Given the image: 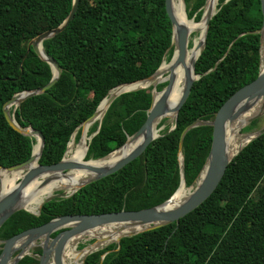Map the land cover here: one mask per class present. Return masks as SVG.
Instances as JSON below:
<instances>
[{"label": "trees", "instance_id": "16d2710c", "mask_svg": "<svg viewBox=\"0 0 264 264\" xmlns=\"http://www.w3.org/2000/svg\"><path fill=\"white\" fill-rule=\"evenodd\" d=\"M203 4L205 0H194L188 17L200 20ZM71 6L72 0H0V166L26 160L36 142L8 125L3 104L52 77L50 65L31 46L27 50V44L59 25ZM215 8L194 64L199 77L178 111L174 128L159 131V137L119 170L82 185L69 197L44 202L38 215L16 211L1 225L0 239L59 215L138 210L170 197L180 181L177 152L182 129L195 119L212 120L221 104L260 70V1L217 0ZM171 35L165 0H79L67 27L41 43L60 65V77L43 93L9 108L19 125L43 134L38 163L62 158L71 134L76 131L74 138L79 139L81 123L111 88L146 78L163 58L168 61ZM151 88L123 92L109 104L101 121L88 129L87 135L97 131L82 160L105 156L142 125ZM256 123L244 128L253 129ZM211 131L210 125L202 124L184 135L186 185L205 163ZM34 252L39 254L40 248ZM17 264H38V257L26 254ZM83 264H264V132L241 148L214 191L177 226L173 222L123 236L118 243L86 254Z\"/></svg>", "mask_w": 264, "mask_h": 264}, {"label": "water", "instance_id": "95a60500", "mask_svg": "<svg viewBox=\"0 0 264 264\" xmlns=\"http://www.w3.org/2000/svg\"><path fill=\"white\" fill-rule=\"evenodd\" d=\"M225 1L227 0H224V2ZM259 1L262 12V24L260 29L258 30L259 40H260V46H259L260 70L256 78L246 83L245 85L241 86L236 91H234L221 104V106L214 114L212 120L195 119L189 124H187L180 132L179 140H178V152H177L179 174H180V181L178 187L180 186L181 183L185 184L183 155H182V141L185 133L189 129L202 124L210 125L212 127L211 143L208 154L205 158V163L201 171L199 172L198 176L196 177L195 185L187 187L188 189L187 197L177 205L172 206L170 208H166L172 196L178 189L177 187L176 190L170 195V197L164 200L162 203L147 208H142L138 210H119V211H111V212H103V213L65 214V215L56 216L45 223L22 230L12 235L9 238L0 239V264H17L18 261L24 255L30 254V252L27 250L31 246L33 247L38 246L40 248V253L36 256L38 257V264H65L63 255H64L66 242L73 236L84 234L89 230H93L101 226L113 225L115 226L116 231H124L127 228L136 227V226L140 227L137 230L127 231L117 235L114 239L108 242L109 244L112 242L118 243L120 238L123 236L133 235L138 232L147 229L157 228L169 223L174 222L175 225L177 226L180 218H182L190 211H192L194 208H196L198 205H200L214 191V189L217 187L220 180L222 179L226 167L229 164V162L232 160V158L249 141H251L253 138L261 135L264 132V123H263L261 127H259L258 129L247 135L248 138L235 152L230 153V151L226 147V142H225L226 124L231 123L233 120H235L239 114L245 111L249 107V105L254 102V100L256 101V100L264 99V68H262V53H263V43H264V37H263L264 0H259ZM206 2L207 0H205V5ZM78 4H79V0H72V6L69 13L59 25L39 33L38 35L30 39V41L27 44V50L31 46L33 51L37 54V56L44 59L50 65V69L52 72L51 79L41 87L15 93L2 106V112L8 125L20 134L33 136L35 138V141L39 144V146H38V154L36 158H34L31 151V155L26 160L20 163L8 167L0 166V171L2 169L8 171L24 170L23 175L18 178V181L15 183V186L3 195L1 194V182H0V227L16 211L23 209L33 215H38L40 212L41 205L44 202L49 201L53 198L69 197L82 185L100 179L102 177H105L119 170L125 164L138 157L152 140L156 139L161 135L159 131L162 130L163 128L162 125L159 126L158 128L156 126L162 120L163 117H166V114L168 112H172L171 118L173 119V123L176 121L178 111L182 106V104L185 102L186 98L188 97L193 81L199 77L198 74L194 72L195 60L197 59V57L199 56V54L203 49L209 20L216 12V8L213 10L211 8H206L205 5L201 18L199 20V22H202L203 27L202 29H200L198 43L196 46L198 48V54L192 64L191 67L192 72L186 70L183 89L174 107L171 110H169L167 106V99L173 85V75H170L169 79L167 80V82L165 83V85L162 87L161 90H157L156 88V85L158 83L154 82L151 84L152 87L151 102L149 108L146 111V118L142 123V125L131 135H128L124 143L119 147H117L116 149L110 151L103 157L96 159H87L86 161L93 162L106 158L112 152L118 151L121 148H123L126 144L133 143V145L126 153H124L122 156H119L109 164L92 165L87 163L76 162L73 160H66L64 158L65 151L62 158L58 162L52 164L38 163V158L40 157L44 143L43 134L39 130L33 129L30 126L19 125L13 117V112L9 111V108L13 107L14 109L15 106H17L24 99L43 93L45 90L50 88L60 77L61 75L60 65L53 57H51L42 48L41 43L44 39L50 38L60 33L62 30H64L67 27V25L69 24V22L71 21L77 10ZM165 12L170 20L171 28H172L171 44L173 45V51L170 59L168 60L170 63V69L172 70L176 64L184 62V58L186 56L188 49L190 32L188 28L183 23H180L179 20L177 19L176 14L172 8L171 0H165ZM187 19L193 21L192 18L190 19L187 18ZM164 60L165 58L162 59L158 68L148 77L129 83H122L111 88L107 92V95L104 96L102 100L99 102L97 108L92 113V115L81 123V134L77 141V144L80 143L84 138L85 125L89 123L97 115L98 108L103 102L105 104V108H104L105 111L109 106V104L119 94L140 88H146V86H138L116 93L112 92L113 89H116L124 84H130L137 81H146L153 79L156 76ZM103 113L101 117L97 119L98 122L101 121V118L103 117ZM261 115H264V101L262 102L261 106L258 108L257 111H255L252 115H250L245 119V121L240 125V127L242 125H246L247 123H250L253 119ZM173 128L174 125H172V127L169 128V130ZM96 131L86 136V140L84 141L85 155L88 149V141L96 133ZM75 132L76 131H74L71 134L70 140H74ZM35 159H36L35 165L32 166L31 163ZM75 168H85L88 171H90L91 174L88 178L82 181L77 186V188L74 189L72 192L64 193L63 191H61L59 193H54L52 195H49L40 201L36 210H32L21 205L22 190L30 183H32L34 180L42 177V175L47 174L49 172L66 173L69 172L71 169H75ZM202 172L203 175L201 176ZM50 179H51L50 175L42 178L40 185L46 184ZM56 231L57 233L54 236H51L52 233ZM95 242L96 239L93 243ZM83 248L79 249L78 251H82ZM97 249L99 248L91 249L86 254L96 251ZM105 254L106 252H104L101 255V257H103ZM81 263L83 264V259L81 260Z\"/></svg>", "mask_w": 264, "mask_h": 264}, {"label": "bare ground", "instance_id": "6f19581e", "mask_svg": "<svg viewBox=\"0 0 264 264\" xmlns=\"http://www.w3.org/2000/svg\"><path fill=\"white\" fill-rule=\"evenodd\" d=\"M217 0H207L206 2V8L214 9L215 2ZM173 11L176 14L177 19L180 23H183L189 30V32H192L193 30L202 29L203 24L202 22L190 21L186 17V12L184 9V5L182 0H171ZM263 37H264V30H263ZM198 43V38L193 39V44L191 47H188L186 56L184 58L183 63H178L174 66V68L170 69V63L169 61L164 60L162 65L160 66L156 76L151 80L146 81H137L130 84H124L119 86L116 89H113L112 92H120L126 89H131L138 86H150L152 83H160V82H167L170 75H173V85L171 92L167 99V106L168 109L171 110L175 103L178 101L182 89L183 84L186 76V70H189L192 72V64L198 54V48L196 47ZM264 44V43H263ZM263 53H264V45H263ZM262 53V54H263ZM175 54V53H174ZM174 57V55H173ZM262 68H264V55H262ZM192 75V73H191ZM157 96V94H156ZM264 99L260 100H254L252 104L249 105V107L243 111L241 114L237 116L235 120H233L231 123H227L225 126V142L226 147L230 151V153L235 152L248 138V136L245 139L238 140L237 133L240 128V125L245 121L247 117L252 115L255 111L258 110V108L261 106ZM256 106V110L253 112L254 107ZM105 104L104 102L99 106L97 115L85 125L84 127V138L82 141L76 145H74V140H70L69 143L66 146L64 158L66 160H73L80 163H87L92 165H99V164H109L112 161H114L119 156H122L124 153H126L130 147L133 145L126 144L123 148H121L118 151L112 152L110 155H108L106 158L100 159L98 161H86L82 160L80 156L85 152V149H83L84 141L86 140L87 132L89 127L92 125L94 121L99 119L104 111ZM172 112H168L166 114L167 117H171ZM236 136V137H235ZM38 146L39 144L35 142L32 146V154L34 158H36L38 154ZM36 159L31 163V165H35ZM24 173V170H14V171H8L5 169H2L0 171V182H1V194H5L7 191H9L11 188L15 186V183L18 181V178L21 177ZM90 171H88L85 168H75L71 169L69 172L63 173V172H49L47 174L42 175V177L34 180L32 183H30L28 186H26L22 192H21V205L24 207H27L32 210H36L40 201L49 196L52 195L56 190H62L64 193H70L74 189L77 188V186L84 181L86 178L90 176ZM51 179L44 185H40L41 179L44 177L49 176ZM203 175V172L201 173V176ZM200 180V178H199ZM198 180V181H199ZM188 195V189L185 186V184L181 183L174 195L172 196L171 200L169 201L166 208H170L172 206L177 205L180 203L183 199H185ZM140 227H131L127 228L124 231H116L115 226L108 225L102 228L89 230L88 232L80 235H76L71 237L65 244V250H64V263L68 262L69 264H81V260L86 255V253L91 249H96L99 247L105 246L109 241L114 239L117 235L131 231V230H137ZM88 240L91 238H96V242L89 244L83 248L82 251L76 250V245L79 241V239ZM33 248V246L29 247L27 251H30Z\"/></svg>", "mask_w": 264, "mask_h": 264}, {"label": "rangeland", "instance_id": "374dc122", "mask_svg": "<svg viewBox=\"0 0 264 264\" xmlns=\"http://www.w3.org/2000/svg\"><path fill=\"white\" fill-rule=\"evenodd\" d=\"M217 3V1L215 2V4ZM193 4H194V0H189V2H185V0H183V5H184V9H185V12H186V16H187V18H189L188 17V15H187V13L188 12H190L191 10H192V6H193ZM205 4H203V6H202V9H204V6ZM215 6V5H214ZM192 19H193V21H195V23H197V22H199V20L198 21H196L195 19H194V16H192L191 17ZM190 19V18H189ZM199 34H200V29H198V28H196V30H193L192 32H190V35H189V44H188V47H191L192 46V44H193V39L194 38H199ZM264 45V44H263ZM262 55H264V53L262 54ZM166 60V59H165ZM167 61V60H166ZM165 82H160V83H158L157 85H156V88H157V90H161V89H158V85H162V84H164ZM151 86V85H150ZM149 87V86H148ZM257 108H256V106L254 107V109H253V112L256 110ZM105 112V111H104ZM104 114V113H103ZM255 120H257V123H256V127L255 128H251V129H248L247 130V128H244L246 125H250L253 121H255ZM162 122V124H160L159 126H161L162 125V129H164L165 127H169V128H171L172 127V124H173V119L171 118V117H163L162 118V120H161ZM160 123V122H159ZM158 123V124H159ZM263 123H264V115H261V116H259V117H257V118H255V119H253L250 123H247L246 125H242L240 128H239V130H238V133H237V138H238V140H241V139H245L246 137H247V135L248 134H250V133H252L253 131H255L256 129H258L259 127H261L262 125H263ZM157 124V125H158ZM159 126H156L157 128L159 127ZM77 141L78 140H75V138H74V145H76L77 144ZM85 159V158H84ZM85 160H87V159H85ZM195 181H196V179H194V181L190 184V185H186L185 184V186L186 187H188V186H194L195 185ZM62 190H56L54 193H59V192H61ZM53 193V194H54ZM102 227H105V226H101V227H99V228H102ZM96 229H98V228H96ZM95 239L96 238H91V239H88V240H83L82 238L81 239H79V241H78V243H77V245H76V250L78 251L79 249H81V248H83V247H85V246H87V245H89V244H92L94 241H95ZM107 244H109V243H107ZM106 244V245H107ZM104 247V246H103ZM35 248H39L38 246H34L29 252H30V254L32 253L34 256H37L38 254H36L35 252H34V249ZM100 248V247H99ZM65 264H69L68 262H66ZM82 264V263H81Z\"/></svg>", "mask_w": 264, "mask_h": 264}]
</instances>
